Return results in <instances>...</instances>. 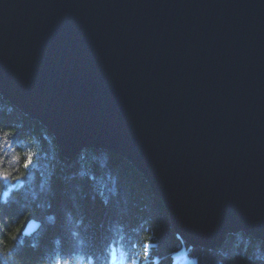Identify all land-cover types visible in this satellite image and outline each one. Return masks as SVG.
I'll list each match as a JSON object with an SVG mask.
<instances>
[{"label": "water", "instance_id": "95a60500", "mask_svg": "<svg viewBox=\"0 0 264 264\" xmlns=\"http://www.w3.org/2000/svg\"><path fill=\"white\" fill-rule=\"evenodd\" d=\"M0 95L124 157L188 244L264 240V0H0Z\"/></svg>", "mask_w": 264, "mask_h": 264}, {"label": "trees", "instance_id": "16d2710c", "mask_svg": "<svg viewBox=\"0 0 264 264\" xmlns=\"http://www.w3.org/2000/svg\"><path fill=\"white\" fill-rule=\"evenodd\" d=\"M0 117L20 129L14 146L5 150L7 167L13 176H21V185L7 196L4 192L8 189L0 188V200L8 202L0 216V257L6 264H54L59 255L67 253L71 254L70 264H90L86 253L94 255L95 264H105L104 248L109 241L119 242L114 264H131L154 229L160 247L154 250L153 259L159 264H173L174 255L169 254L185 251V241L177 239L165 205L124 157L96 148H83L70 159L62 157L50 131L1 95ZM28 151L39 155L34 157L38 159L34 170L25 178L22 165ZM53 173L66 178L58 197L44 194ZM101 201L108 202L110 216L101 209ZM30 213L39 221L38 228L14 241L11 236L25 227ZM259 241L243 232L230 233L219 247L195 245L196 251L185 253L193 258L207 250L210 264H234L245 256L252 264H264L255 260L257 255H264V249L254 246Z\"/></svg>", "mask_w": 264, "mask_h": 264}, {"label": "snow or ice", "instance_id": "6c2138e0", "mask_svg": "<svg viewBox=\"0 0 264 264\" xmlns=\"http://www.w3.org/2000/svg\"><path fill=\"white\" fill-rule=\"evenodd\" d=\"M20 135V129L14 127L11 124H6L2 117H0V188H7L8 191L4 192V196H7L9 192L13 188H17L21 185V176H13L12 172L9 171L7 167V151L5 148H12ZM38 153H33L32 151H28L24 154L23 165L22 167L25 169V178L27 174L31 173L36 164L38 163V159H34V157H38ZM14 160H18L19 157H13ZM91 179V177H89ZM15 181V183H13ZM66 183V178L63 176H57L56 173H53V176L49 178V182L44 189V194L49 197H58L62 194V189L64 184ZM8 202L0 200V216L5 213L6 206ZM51 207V204L49 205ZM101 209L105 213L106 216H110V208L107 201H101ZM34 218V214L30 213L28 217L25 219V225L31 223ZM49 219H52L49 217ZM55 226V225H53ZM103 225H101L102 227ZM24 233V226L16 230V233L11 236V239L16 241L19 236ZM75 237L78 233H72ZM177 239H183L180 234H177ZM83 244V241L81 242ZM119 243L118 241H109L106 243L104 251L106 253L105 264H114L116 260L115 256V245ZM15 244L13 248H15ZM258 250L264 249V240H260L254 245ZM135 247V245H132ZM160 247V243L157 238V232L155 229L146 236L142 244V253L133 255L131 259V264H159L158 261L153 259L154 250H158ZM185 251L187 253H191L196 251L195 245H190L187 242L184 244ZM176 250H173L172 253L169 254L175 255ZM207 250H201V255L193 257L187 261V264H210V261L207 259ZM65 255L67 258H65ZM65 255H59L58 258L55 259L54 264H70L71 254L67 253ZM90 264H95V257L91 253H86ZM256 261L264 262V255H257L255 257ZM0 264H6V261L0 257ZM37 264V262H34ZM234 264H252L251 258L249 257H241L240 259L234 261Z\"/></svg>", "mask_w": 264, "mask_h": 264}, {"label": "rangeland", "instance_id": "374dc122", "mask_svg": "<svg viewBox=\"0 0 264 264\" xmlns=\"http://www.w3.org/2000/svg\"><path fill=\"white\" fill-rule=\"evenodd\" d=\"M191 259L188 256H186V253L184 250H180L174 255V263L173 264H187V261Z\"/></svg>", "mask_w": 264, "mask_h": 264}]
</instances>
